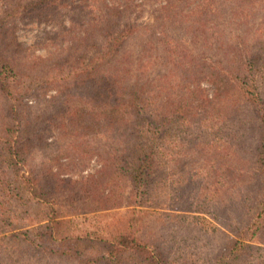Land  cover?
Returning a JSON list of instances; mask_svg holds the SVG:
<instances>
[{"label": "rangeland", "instance_id": "1", "mask_svg": "<svg viewBox=\"0 0 264 264\" xmlns=\"http://www.w3.org/2000/svg\"><path fill=\"white\" fill-rule=\"evenodd\" d=\"M18 1L24 5L31 0H0V19ZM80 1L78 9L70 0H56L55 6L44 11L35 9L30 15L18 14L12 20L7 19L9 24L6 27H10V35L20 46L15 69L21 79L23 77V82L57 72L56 82L43 84L38 95L27 93L24 97L32 110H47L43 114L46 143H40L42 148L34 151L29 167L39 170L48 165L61 177L68 176L76 182L71 189L64 190L57 202L36 204L31 217L21 219L14 213L7 214L5 218L9 224L0 222V238L11 227L21 231L29 228L31 222L42 220L45 212L53 208L62 218L75 214L70 217L73 218L74 233L108 236L114 228L134 224L138 235L151 247L159 245L166 251L185 248L189 252L193 248L202 256L203 253L209 255L222 238L220 232L212 231V224L222 227L227 218L245 219L242 204L232 208L234 212L225 209L230 185L223 172L226 155L232 164H246L237 158L232 144L244 138L239 133L246 124L242 114L231 117L222 105L214 109L209 107L207 119L201 118L203 128L199 135L202 133V143L196 129L194 143L184 140L187 148H184L180 161L173 155L170 158L166 143L159 154L163 164L150 185L143 212H137L131 220L130 210L137 206L128 205L130 180L123 169H118L113 158L115 153H112L111 145L114 136L110 124L114 120L101 115L98 105L88 99L100 96L87 91V86L79 81L82 76L77 78L78 84L66 90L74 94V104L85 105L81 109L86 107L88 114L73 119L66 113L64 103H55L52 99L60 90L64 97V69L68 75L78 73L84 63L101 51V47L117 45L120 31L129 25L136 27L137 32L120 42L119 54L112 57L106 71L114 73L118 67L117 75L127 81L166 74L159 84L163 107L169 102L167 85L175 81L171 79L176 70L172 62L179 56H183L185 62L193 59L199 64L198 67L194 65L191 72L208 95L213 92L209 83L210 62L226 54L236 55L238 46L243 54L254 55L256 65L263 67L264 71V0H206L219 7L218 11L210 13L199 12L198 5L205 0ZM143 48L142 58L137 61ZM168 68H171L169 73ZM177 75L179 78V71ZM67 78L66 83H70L71 78ZM186 92L182 90L179 95L190 102L191 92ZM158 102L156 100V105ZM2 108L0 94V112ZM243 134L248 136V132ZM208 156L210 164L206 162ZM1 166L0 173H3ZM94 174L97 184L84 182L88 178L92 180L88 176ZM95 188L97 192H94ZM184 208L191 211L181 210ZM194 209L203 212H194ZM205 227L209 228L207 232ZM28 254L34 255L19 249L12 254L6 253V256L9 263L22 257L33 264ZM61 264L70 263L62 261Z\"/></svg>", "mask_w": 264, "mask_h": 264}, {"label": "trees", "instance_id": "2", "mask_svg": "<svg viewBox=\"0 0 264 264\" xmlns=\"http://www.w3.org/2000/svg\"><path fill=\"white\" fill-rule=\"evenodd\" d=\"M19 2L0 19V94L3 99L0 112V164L3 169V173H0L1 223L7 221L5 216L9 213L21 219L31 217L30 213L36 204L57 202L64 190L71 189L76 182L68 176L61 177L59 172L48 165L39 170L29 167L34 151L42 148L40 143H46L44 134L47 129L43 114L47 110H32L24 97L27 93L38 95L43 84L56 82L57 72L23 82V77L21 79L15 69L20 46L6 25L9 24L7 19L12 20L18 14L30 15L31 10L44 11L55 6L56 0H31L24 5ZM80 2L70 0L76 9L80 8ZM212 2L205 0V3L199 4V12L218 11V5ZM135 32L137 28L132 25L124 27L120 31L121 38L117 45L101 47V51L95 53L87 64L84 63L78 73L68 75L67 69H64V97L60 90L52 100L64 103V109L71 115V119L88 114L86 107L81 109L85 105L74 104V94L66 90L78 84L77 78L80 76L79 81L87 86V91L100 96L88 99L98 105L101 115H108L114 120L110 124L114 136L111 145L112 153H115L113 158L116 159L118 169H123L130 180L128 205L137 206L130 210L131 220L137 212H143L142 206L148 200L146 196L150 185L161 170L163 163L159 154L166 143L170 158L173 155V158L180 161L184 148H187L184 140L194 143L196 129L201 140V118L207 119L209 107L214 109L222 105L231 117L233 114H242L246 124L239 133L244 138H235L232 144L237 158L243 159L246 164H232L226 155L223 172L230 185L227 190L228 205L224 207L226 211L234 212L232 208L242 204L245 206V219L227 218L226 225L222 227L212 224V231L220 232L222 238L209 255L203 253L202 256L201 252L197 253L193 248L191 252L185 248L166 251L159 245H153L152 248L138 235L134 224L114 228L108 236L92 235L89 232L74 233L73 218L70 217L75 214L62 218L50 208L42 220L31 222L27 226L29 228L21 231L11 227L5 232L4 238H0V264H29V260L22 257L8 262L6 253L12 254L19 249L36 255L28 254L33 264H61L62 261L70 264H264L263 67L256 65L254 55L243 54L242 48L236 47V55L226 54L210 62L209 83L213 92L208 95L191 72L192 67H198L199 64H195L196 60L193 59L185 62L184 57L179 56L172 62L176 70L171 79L175 81L167 85L169 102L163 107L160 103L159 84L164 81L166 74L127 81L117 75L118 67L114 73L106 71L112 57L119 54L122 47L120 42ZM144 50L138 53L137 61L141 60ZM170 71L171 68H168V73ZM68 76L71 78L70 83H66ZM182 90L191 92L190 102L179 95ZM156 100H159L158 105ZM71 119L68 117V121ZM243 132H248V136ZM210 161V156L206 157V162L210 164ZM88 177L92 180L88 178L84 182L97 184L95 174ZM97 191L95 188L94 192ZM193 211L203 212L200 209ZM208 230L205 227V232Z\"/></svg>", "mask_w": 264, "mask_h": 264}]
</instances>
